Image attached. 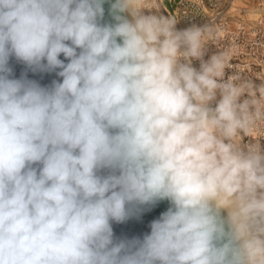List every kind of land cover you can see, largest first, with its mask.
Segmentation results:
<instances>
[{
	"label": "clouds",
	"instance_id": "1",
	"mask_svg": "<svg viewBox=\"0 0 264 264\" xmlns=\"http://www.w3.org/2000/svg\"><path fill=\"white\" fill-rule=\"evenodd\" d=\"M209 2L0 0V264H264V0Z\"/></svg>",
	"mask_w": 264,
	"mask_h": 264
},
{
	"label": "water",
	"instance_id": "2",
	"mask_svg": "<svg viewBox=\"0 0 264 264\" xmlns=\"http://www.w3.org/2000/svg\"><path fill=\"white\" fill-rule=\"evenodd\" d=\"M106 13L105 19L109 20L107 9L109 4L104 5ZM64 59L63 55L60 57ZM67 62V61H65ZM9 66L12 68V75L14 78H20L21 75H26L28 79L37 81L41 86H50L53 80H61L55 72H33L28 69L24 64L16 61V59L10 58ZM58 71V70H57ZM168 207L167 201H162L155 207L143 212L139 218L133 217L122 224H113L114 235L117 239H132L134 237L142 238L144 234L150 232L149 223L151 220L159 217L162 211H165Z\"/></svg>",
	"mask_w": 264,
	"mask_h": 264
},
{
	"label": "built area",
	"instance_id": "3",
	"mask_svg": "<svg viewBox=\"0 0 264 264\" xmlns=\"http://www.w3.org/2000/svg\"><path fill=\"white\" fill-rule=\"evenodd\" d=\"M170 3V7L166 3V0H161V3L164 4V8H161V12L164 15H167L169 12L180 14L181 19L178 23V28H185L190 26L191 24H203L207 22V17L203 15L204 13L211 12L213 10L212 4L209 0H203L204 8L199 9L195 5L191 4L189 0H168ZM220 7L216 9V11L220 14V17L225 18L229 23L234 24L236 22H240L241 17L238 15V11L244 15L246 8H236L235 0H219ZM240 9V10H239ZM219 19V17H218ZM259 39V37H256ZM211 51H215L213 48ZM233 63H237L234 61ZM257 71L259 69H256ZM233 70H226V75L231 74ZM259 83V81H256Z\"/></svg>",
	"mask_w": 264,
	"mask_h": 264
},
{
	"label": "rangeland",
	"instance_id": "4",
	"mask_svg": "<svg viewBox=\"0 0 264 264\" xmlns=\"http://www.w3.org/2000/svg\"><path fill=\"white\" fill-rule=\"evenodd\" d=\"M257 2V0H238L237 1V5L240 6V7H244L245 5H252V4H255ZM166 3L168 4V6L170 7V3L168 0H166Z\"/></svg>",
	"mask_w": 264,
	"mask_h": 264
},
{
	"label": "bare ground",
	"instance_id": "5",
	"mask_svg": "<svg viewBox=\"0 0 264 264\" xmlns=\"http://www.w3.org/2000/svg\"><path fill=\"white\" fill-rule=\"evenodd\" d=\"M237 1H238V0H235V7H236V8H245V7H240V6H238V5L236 4ZM239 10H240V9H239ZM237 13H238V15H240V17L243 16V14H241L240 11H238Z\"/></svg>",
	"mask_w": 264,
	"mask_h": 264
}]
</instances>
